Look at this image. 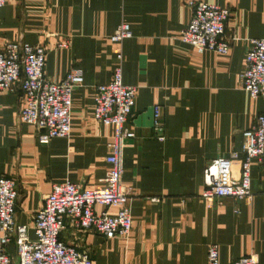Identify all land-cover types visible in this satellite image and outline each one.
<instances>
[{
  "label": "crops",
  "instance_id": "crops-1",
  "mask_svg": "<svg viewBox=\"0 0 264 264\" xmlns=\"http://www.w3.org/2000/svg\"><path fill=\"white\" fill-rule=\"evenodd\" d=\"M188 1L6 0L0 51L13 42L44 47L45 74L57 84L73 68L84 72V86L72 95L70 138L47 145L21 122L20 86L0 94V177L16 181L15 219L31 235L53 185L96 187L106 177L112 129L94 119V95L110 82L122 51L124 84L137 88L127 123L136 137L127 143L123 175L132 188L134 227L127 241L71 229L60 239L90 253L94 264H208L211 244H218L221 264L249 255L264 264V164L252 166L250 201L201 198L206 168L242 154L244 132L264 113V97L251 98L241 80L250 41L264 38V0H200L231 11L226 56L181 42ZM124 22L133 38L118 46L110 37ZM65 41L68 48H60ZM156 106L164 141L153 128ZM234 165L239 176L240 164Z\"/></svg>",
  "mask_w": 264,
  "mask_h": 264
},
{
  "label": "built area",
  "instance_id": "built-area-1",
  "mask_svg": "<svg viewBox=\"0 0 264 264\" xmlns=\"http://www.w3.org/2000/svg\"><path fill=\"white\" fill-rule=\"evenodd\" d=\"M6 0H0L1 12ZM190 21L180 34V40L200 54L212 52L228 55L230 44L225 39L231 11L227 7L190 0ZM133 38L131 27L122 23L110 37L121 46ZM69 42L59 45L68 48ZM46 49L28 43L13 42L0 51V94L20 86L24 107L21 122L38 131L40 144L47 145L56 138H70L72 133L73 92L84 86V72L73 68L62 83H54L45 74ZM118 65L109 83L96 86L94 119L112 129L109 169L100 186L83 187L69 181L55 184L43 208L35 216L33 235L28 226L16 222L17 183L0 177V264H94L90 253L60 239L62 231L94 233L105 240H128L134 227L132 188L123 183L124 156L129 140L136 133L127 128L135 106L137 88L124 84V55L117 54ZM243 89L253 99L264 97V38L252 39L241 74ZM153 128L164 141L162 108H154ZM242 154L214 160L205 170L201 198L208 203L217 199L236 202L252 199V166L264 164V113L244 132ZM242 155V156H241ZM239 163V176L234 164ZM97 207H101L100 211ZM113 210L114 213L110 212ZM239 213V211H237ZM15 244V255L9 251ZM208 264H221L218 244L208 249ZM232 264H258L249 255Z\"/></svg>",
  "mask_w": 264,
  "mask_h": 264
}]
</instances>
